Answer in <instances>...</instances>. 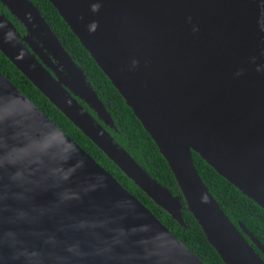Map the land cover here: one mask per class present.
Wrapping results in <instances>:
<instances>
[{
    "label": "water",
    "instance_id": "95a60500",
    "mask_svg": "<svg viewBox=\"0 0 264 264\" xmlns=\"http://www.w3.org/2000/svg\"><path fill=\"white\" fill-rule=\"evenodd\" d=\"M0 1L25 30L0 12V51L57 109L179 224L192 213L224 264H264L251 243L263 255L264 244L229 219L192 159L264 209V0H49L180 195L105 129L109 112L37 6ZM0 264L204 263L0 71Z\"/></svg>",
    "mask_w": 264,
    "mask_h": 264
},
{
    "label": "trees",
    "instance_id": "16d2710c",
    "mask_svg": "<svg viewBox=\"0 0 264 264\" xmlns=\"http://www.w3.org/2000/svg\"><path fill=\"white\" fill-rule=\"evenodd\" d=\"M31 1L37 6L58 40L63 43L65 50L73 57L77 65L83 69L87 81L97 92L99 99L109 112L113 127L103 125L105 129L151 177L166 186L172 194L180 195L174 175L155 142L144 129L140 120L134 115L132 109L126 104L118 90L112 85L109 78L81 45L67 23L49 0ZM0 12L15 25L20 33L23 34L25 32L22 24L9 13L1 1ZM0 71L104 169L109 171L121 185L151 210L204 264H224L215 249L208 243L205 234L192 213L185 208L181 211L185 222L184 226L174 220L164 209L156 205L81 130L57 109L1 51ZM83 105L95 116L86 104ZM192 159L198 175L229 219L236 226L238 222H241L264 244V209L219 175L198 153L192 151ZM245 238L248 239L247 236ZM251 245L264 261V255L255 245L252 243Z\"/></svg>",
    "mask_w": 264,
    "mask_h": 264
}]
</instances>
